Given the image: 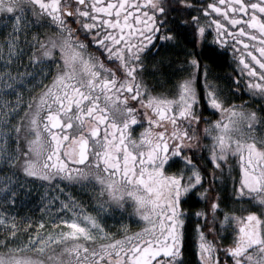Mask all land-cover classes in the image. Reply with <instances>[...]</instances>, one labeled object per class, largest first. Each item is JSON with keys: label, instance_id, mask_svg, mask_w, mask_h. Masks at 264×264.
<instances>
[{"label": "snow or ice", "instance_id": "obj_1", "mask_svg": "<svg viewBox=\"0 0 264 264\" xmlns=\"http://www.w3.org/2000/svg\"><path fill=\"white\" fill-rule=\"evenodd\" d=\"M189 9L188 19L169 15ZM0 21L11 24L0 39V264H184L191 216L200 264H264V134L255 132L264 115L229 103L196 51L211 35L238 61L236 91L246 76L248 92L264 98V0H0ZM168 48L183 53L179 76L157 92L148 74L160 62L149 68L148 58ZM205 104L220 118L203 117ZM205 147L207 184L194 152ZM234 157L233 191L257 210L221 207L216 170ZM20 171L98 187L95 212L69 193L52 231H41L43 220L35 234L30 223L22 231L23 218L9 214ZM195 197L204 206L186 207ZM129 204L143 226L112 232L102 214Z\"/></svg>", "mask_w": 264, "mask_h": 264}, {"label": "flooded vegetation", "instance_id": "obj_2", "mask_svg": "<svg viewBox=\"0 0 264 264\" xmlns=\"http://www.w3.org/2000/svg\"><path fill=\"white\" fill-rule=\"evenodd\" d=\"M193 2L197 5V7L207 3V0H193ZM195 9H189L185 13H174L170 12V16L179 15L180 19H188L191 15H195ZM36 31H43V29H37ZM177 31L179 32L180 36L183 38L185 36L190 37L191 33L186 28L178 27ZM211 35L208 37V41L205 42V47L203 50L197 48L196 51L201 52V63L207 62L209 66V70L211 73L212 79L215 80L217 85L223 89V92L225 96L229 97L228 102L232 103L233 100L237 104L241 103V101L245 102V109L250 111H256L258 115H264V98H261L259 96H253L251 95L246 86L244 81H246L247 77H244V81L240 83V90L236 91L237 84L235 81V78L240 75V71L237 68L238 61L235 60L234 56L231 52H225L223 49H219L218 46L212 45L211 42ZM187 43V41H184ZM188 47L191 48L192 44H188ZM242 48V46H240ZM90 50H94V46L90 48ZM183 58V53L179 52L177 50L173 49H162L161 52L156 56H149L148 58V65L149 68H151V65L159 61L158 71L155 73H149V83L153 86V90L157 92H165L168 90L171 85H173L176 81V79L179 76V73L176 71V69L180 66L181 60ZM202 76H203V70H201V84L200 89L201 93L203 91L202 88ZM201 115L203 117L208 118V121H214L220 118V113L218 111H215L211 108H208L205 104L203 106V110L201 112ZM204 121L202 120L200 125L204 127ZM201 128V130L203 129ZM139 128H135V133L138 134ZM255 132L257 135L264 134V124L257 125ZM202 145H210L211 140L208 138H203L200 142ZM195 155L198 156V161H196L199 165L202 167V171L206 173L205 175V182L207 183L209 180H211V170L213 169V165L210 162L209 156H208V148H201V149H195L194 150ZM229 165L231 167H229ZM220 173L225 174H231L235 173L237 185L239 183V160L238 157L231 158L227 164L223 166L222 171L216 170V177L222 175ZM227 177V176H226ZM57 179H61L59 177H55ZM208 179V180H207ZM216 180L214 181L215 185ZM216 191L217 188L215 187ZM233 189V188H232ZM220 192V191H218ZM226 192V190L220 192V194H223ZM215 195V192L213 193ZM234 198V197H233ZM200 201V198L197 199ZM223 200V197H222ZM237 206L243 205L246 208H249V210H257L256 208H253L250 206V201L248 197H245L243 200L236 197ZM195 202V200L193 201ZM252 204L255 203V201L251 202ZM200 204H204L203 201H200ZM197 209V208H196ZM222 212L220 215L222 216ZM134 222H132L130 225L132 231H136L139 227H142L143 225L140 223H137L136 221L138 218H136L134 215H131ZM131 219V220H132ZM124 221V219H122ZM188 220V226L186 231V239L184 242V254L181 257L184 264H200L199 262V256L197 255V248H196V235L194 232V227L196 224L194 221H198L195 216H191L187 218ZM219 227V226H217ZM119 230V229H118ZM117 230V231H118ZM115 231V232H117ZM221 235H227L225 233H221ZM212 236H209V239H211ZM226 240L224 241V243ZM223 252V250H221ZM221 252L219 253V256L221 260L224 259V254Z\"/></svg>", "mask_w": 264, "mask_h": 264}, {"label": "rangeland", "instance_id": "obj_3", "mask_svg": "<svg viewBox=\"0 0 264 264\" xmlns=\"http://www.w3.org/2000/svg\"><path fill=\"white\" fill-rule=\"evenodd\" d=\"M10 26L11 24L9 23V26L5 27L3 21H0V39L3 38L4 34L9 30ZM33 31H36V28H33ZM23 59H27V56L25 55ZM10 119L12 123L14 124L16 123L18 117L14 116V117H11ZM202 127L203 126L200 125V128ZM140 131H141V128H139L138 133ZM12 146L13 147L15 146L14 137L12 139ZM196 157L198 161V156ZM0 168L2 167L0 166ZM2 174L3 173L0 172V175ZM19 174H21L27 181V184H22L23 188L19 190V194L21 192H25V194L27 195L26 197L29 199L28 203L30 202L31 204L30 208L32 210V213H35L37 211V218L29 219L32 221L33 220L36 221L30 224L29 234H35V232L37 231L36 225L40 222L39 213L41 216H43V221H44V228L41 231L44 234H47V232L52 231V219L51 218H54L57 215V213L54 211V208H59L60 202L62 200H66L68 198L69 193H71L73 197H75L78 201H80L85 206V209L88 212H95L96 210V204H97L96 197L99 196L98 187H93V185L81 186L80 184H77L75 182L70 183L66 180L57 179V178H54L53 181H43L37 177H28L22 171H20ZM220 174L222 175L218 176L216 181L219 182L222 179L223 183L222 184L216 183L215 187L220 192L226 190V192L221 194V198L223 197V201H224L221 207L224 208L225 205H227L228 209H233V208L238 209L239 206H237L236 195L232 189L234 188V184L237 185L235 173H231V174L220 173ZM224 178L229 180V182L227 181V184H225ZM19 183H20V180H19ZM198 198L199 197H195V199H198ZM19 205L22 206L21 203H19ZM42 208L46 209V211L42 212L41 211ZM13 212L18 217L23 216L22 213L18 211V209L10 210L9 214H12ZM132 212H133V209L131 205L129 204L126 210L113 208V210L110 213L102 214V215H104L105 223L109 226V229L112 232H115L119 229V225L121 222L124 224H128V225L134 222V220L132 219V216H130ZM59 215L60 216L67 215L69 218L71 217V213H66L64 211L60 212ZM122 219H124V221ZM62 227H64L67 230V226H62ZM231 238H232L231 229H229L226 240L231 241Z\"/></svg>", "mask_w": 264, "mask_h": 264}, {"label": "trees", "instance_id": "obj_4", "mask_svg": "<svg viewBox=\"0 0 264 264\" xmlns=\"http://www.w3.org/2000/svg\"><path fill=\"white\" fill-rule=\"evenodd\" d=\"M24 60L26 61L27 59H24ZM21 70H22V68H21ZM25 96H27V93H25ZM8 98L10 100H14L15 97L14 96H11V97H8ZM0 166L3 167L2 165H0ZM18 177H19V180H20V183L21 184H27L26 179L21 174H19ZM224 179H225V184H227V181L229 182V180H227L226 178H224ZM216 183H221L222 184L223 183L222 182V179L219 182L216 181L215 184ZM227 191H228V189H227ZM26 196L27 195L25 194V192H21L18 195V198H17V206L15 207V209H13V210H17L18 209V211L20 213H22V215H23L21 217H18V218H23V222L20 223V228H21L22 231H23V229H24V227H25L26 224H29V223L32 224V222H36L34 220L32 221V220H29V219H31V218L32 219L33 218H37V211L35 213H32V210L30 208V205L31 204H30V202L28 203L29 199ZM19 203H21L22 206H20ZM203 205L204 204L201 205L200 204V201H198L197 199H195V202H193V201L190 202L188 205H186V207H191L193 210H195L196 208L203 207ZM39 218H40V221H41V219L43 220V216H41L40 213H39ZM194 222L197 223L198 221H194ZM192 225H195V224L192 223ZM22 238L23 239H27L26 235H24ZM229 242L230 241H227L226 240L225 244H227ZM222 253L223 252H221V254Z\"/></svg>", "mask_w": 264, "mask_h": 264}]
</instances>
